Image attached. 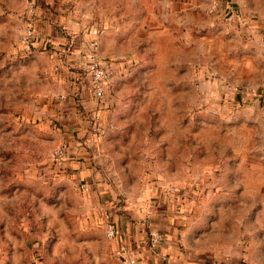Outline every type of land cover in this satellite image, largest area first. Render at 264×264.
I'll return each instance as SVG.
<instances>
[{"label":"clouds","instance_id":"obj_1","mask_svg":"<svg viewBox=\"0 0 264 264\" xmlns=\"http://www.w3.org/2000/svg\"><path fill=\"white\" fill-rule=\"evenodd\" d=\"M121 198L125 264H264V0H0V264H104Z\"/></svg>","mask_w":264,"mask_h":264},{"label":"crops","instance_id":"obj_2","mask_svg":"<svg viewBox=\"0 0 264 264\" xmlns=\"http://www.w3.org/2000/svg\"><path fill=\"white\" fill-rule=\"evenodd\" d=\"M227 3V0H225ZM56 31H61L59 26L53 25ZM52 32L49 31L48 36L51 39L50 43L46 46H44L46 49L51 50L53 55L55 54V46L56 42L52 39ZM70 40V38L65 37ZM60 48L63 53H66L67 55L63 56L62 58L66 61L68 56H71L72 52L75 51V48L72 46L71 42L67 45L61 44ZM69 72L73 73L75 77L78 78H72L70 82L74 85H76L78 88H80V91L76 93V95L73 97L74 103L76 105V111L81 115V118L83 117H89L90 113L89 111H86V108H90L92 106L87 105L83 101V87H82V81L81 78L84 82V77H83V70L82 69H77L73 67H69ZM54 106L57 108V114L60 116L61 112L58 106L54 104ZM52 107V106H51ZM60 132L63 133L65 137H73L75 139H79L80 136V130L74 125H68L66 130L62 129L59 130ZM89 131H91V128H89ZM67 142V141H66ZM71 159L78 164H85L86 161L81 158L80 160H76L75 157H71ZM89 167H95V163L93 162L92 164L89 165ZM77 171H83V169H77L76 171H72L70 174L72 176H75L77 174ZM84 181H82L81 186H83ZM157 204V207L159 208V202H155ZM126 208V205L124 203L123 198L120 199V202L110 210V222L113 224L115 228V232L118 234L117 237V248H118V253L110 255L106 261H104V264H122L121 263V256L120 252L122 249H131L133 253L137 252L140 247H147L151 249L149 245V233L152 231V227L149 224L144 225L142 229H140L141 232L146 233V243L143 245L138 246L137 244V222L136 220L130 215L127 211L124 209ZM118 218V219H117ZM152 223H155L153 221ZM158 233L160 234L161 237L166 235V232L163 230H159ZM160 243L163 245L164 241L161 239ZM160 251L159 248L155 249L153 252V255L155 253H158ZM135 264H140L139 261H136ZM147 264H154V261L152 259H148ZM165 264L167 262L165 261Z\"/></svg>","mask_w":264,"mask_h":264},{"label":"rangeland","instance_id":"obj_3","mask_svg":"<svg viewBox=\"0 0 264 264\" xmlns=\"http://www.w3.org/2000/svg\"><path fill=\"white\" fill-rule=\"evenodd\" d=\"M81 81L83 82L82 78H81ZM51 106H52V107H51ZM51 106L49 107V111L52 112L54 116H57V117H58V114H57V108L54 106V104L51 105ZM6 111L9 112V113H12V114H14V115H16L17 118L19 117V113H15V112L13 111V109H10V108H9V109H6ZM85 118H86V119H90V116H89V117H85ZM82 119H84V118L82 117ZM37 123H39V121H37ZM91 123L94 125V124H95V121L93 120V121H91ZM13 126H14V125H13ZM72 126H74V125H72ZM56 127H57V130H58V131H59V130H62V128H60L59 125H56ZM9 175H11V174L9 173ZM28 219H29V220H35L36 217H35L34 215H32V214H29ZM33 235H37L35 229H33ZM37 242H38V243H41V247H43V243H42V241H37ZM32 246H33V245H32V241L29 240V241H28V244H27V247H28V248H32ZM34 255H36L37 260L39 261V264H44V259H43V257H42L39 253H35Z\"/></svg>","mask_w":264,"mask_h":264},{"label":"built area","instance_id":"obj_4","mask_svg":"<svg viewBox=\"0 0 264 264\" xmlns=\"http://www.w3.org/2000/svg\"><path fill=\"white\" fill-rule=\"evenodd\" d=\"M49 41H51V39L49 38ZM50 43V42H49ZM48 43V44H49ZM48 44H46V45H48ZM45 45V46H46ZM85 76H86V73L85 72H83V77H84V82H85ZM86 83V82H85ZM109 224H110V226L115 230V228H114V226H113V224L109 221ZM159 234V233H158ZM160 235V234H159ZM149 245H150V247H152V231L149 233ZM125 250H127V249H122L121 250V252H120V256H121V263L122 264H125V257H124V255H123V251H125ZM132 252V251H131ZM133 253V252H132ZM136 263V262H135Z\"/></svg>","mask_w":264,"mask_h":264}]
</instances>
